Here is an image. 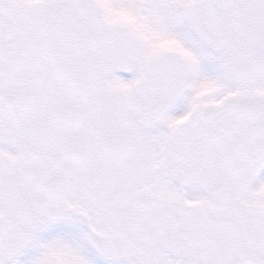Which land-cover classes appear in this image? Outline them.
Segmentation results:
<instances>
[{
    "label": "snow or ice",
    "instance_id": "6c2138e0",
    "mask_svg": "<svg viewBox=\"0 0 264 264\" xmlns=\"http://www.w3.org/2000/svg\"><path fill=\"white\" fill-rule=\"evenodd\" d=\"M264 0H0V264H264Z\"/></svg>",
    "mask_w": 264,
    "mask_h": 264
},
{
    "label": "flooded vegetation",
    "instance_id": "af4514ba",
    "mask_svg": "<svg viewBox=\"0 0 264 264\" xmlns=\"http://www.w3.org/2000/svg\"><path fill=\"white\" fill-rule=\"evenodd\" d=\"M262 177H264V173H262Z\"/></svg>",
    "mask_w": 264,
    "mask_h": 264
}]
</instances>
